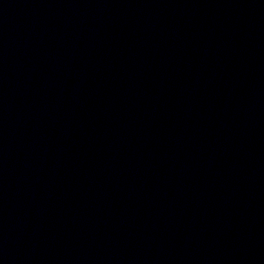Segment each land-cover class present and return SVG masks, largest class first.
<instances>
[{"label": "water", "instance_id": "water-1", "mask_svg": "<svg viewBox=\"0 0 264 264\" xmlns=\"http://www.w3.org/2000/svg\"><path fill=\"white\" fill-rule=\"evenodd\" d=\"M0 264H264V0H0Z\"/></svg>", "mask_w": 264, "mask_h": 264}]
</instances>
